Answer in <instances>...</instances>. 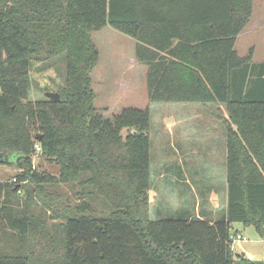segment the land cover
<instances>
[{
  "label": "trees",
  "instance_id": "trees-1",
  "mask_svg": "<svg viewBox=\"0 0 264 264\" xmlns=\"http://www.w3.org/2000/svg\"><path fill=\"white\" fill-rule=\"evenodd\" d=\"M251 12L252 0H0V163L10 155L20 169L0 182V224L15 235L0 264H264L230 249L233 223L264 237V63L251 62L252 48L241 56L234 48ZM107 24L135 38L150 101L224 105L216 116L227 203L214 220L188 210L149 218V110L105 117L94 106L91 31ZM58 56L59 99H30L32 62ZM37 147L59 181L78 188L73 205L51 208L64 219L62 250L53 237L35 251L37 221L12 195L54 182L32 165Z\"/></svg>",
  "mask_w": 264,
  "mask_h": 264
},
{
  "label": "rangeland",
  "instance_id": "rangeland-1",
  "mask_svg": "<svg viewBox=\"0 0 264 264\" xmlns=\"http://www.w3.org/2000/svg\"><path fill=\"white\" fill-rule=\"evenodd\" d=\"M252 3L254 12L259 15L264 0H252ZM246 29L244 27L237 36L235 43L237 52L244 54L251 45L258 43L259 54H263L264 44L259 43L256 38L253 41L246 34ZM91 38L99 57L90 72L91 87L95 94L94 106L99 113L111 117L128 106L149 110L150 123L147 134L152 182V189L149 191V218L172 216L179 210L183 212L189 207L194 208L198 197L209 200L210 203L216 200L218 210L224 209L227 202V194L224 190V156L214 153L186 155L178 143L176 146L177 138L174 139L175 134L182 140L185 138L184 133L188 136L198 134L194 127L206 129L216 127V124H210L208 121V123L199 122L197 118L224 115V105L150 101L146 87V66L135 56V38L109 24L91 31ZM64 75L65 61L60 56L45 61H33L29 72L28 97L36 99L44 95L45 91L57 92V88L63 84ZM173 121L177 122L176 126H172ZM130 129L134 130L132 127ZM127 130L128 128H123L122 134ZM201 133L205 134L203 136L205 138L208 135L205 129H202ZM209 134L215 135L216 131L212 130ZM9 160L11 162L0 163V182L14 180L15 174L20 170L10 155ZM32 165L34 169L54 177V182L40 184V187L28 183L29 192L22 189L15 194L11 193L16 201L15 207L18 212H27L37 221L38 234L32 240L36 252L41 250L45 252L53 237L57 239L54 241L53 250H62L60 223L64 219L63 216L55 214L51 208H61L64 203L73 205L79 198L74 192L78 188L59 181L58 165L44 156L41 150L35 149L32 154ZM180 165L184 167L182 172L178 168ZM184 176L187 183L184 181ZM2 197L3 193L0 195V200ZM94 205L100 209L99 202H95ZM235 229L248 240L234 241L232 243L234 252L249 253L254 260L264 262V237L252 226L233 223L230 234H233ZM46 232L51 234L50 239ZM14 236L0 224V251H13Z\"/></svg>",
  "mask_w": 264,
  "mask_h": 264
},
{
  "label": "crops",
  "instance_id": "crops-1",
  "mask_svg": "<svg viewBox=\"0 0 264 264\" xmlns=\"http://www.w3.org/2000/svg\"><path fill=\"white\" fill-rule=\"evenodd\" d=\"M259 12H260L259 15H256V13L253 10V5H252L251 18L249 19L248 23L245 25V28H247L246 34L249 37H251V39L253 41L256 38L259 43L264 44V6L262 7V9ZM235 43H236V41H235ZM257 45H258V43L253 44L249 47V48H252V50H253L251 62L255 63V64L264 63V53L261 55L259 54V51L257 49ZM234 48H235V45H234ZM249 48H248V50H249ZM236 52H237V50H236ZM237 53L240 56L245 55V53L244 54L239 53V52H237ZM197 120H200L199 122H203V123L209 122L210 124H214V125L216 124L219 127L216 126L217 129H215L216 127H212L211 129H206L203 127L202 128H195L194 127V129L197 130L198 134H195L193 136H190V135L188 136L187 133H184V135H185L184 140H182V138L179 137V135L173 134L175 137L174 139L177 138L176 139L177 140L176 146L178 143V145L184 150V153L186 155H189V156L206 155V154H211V153H214L215 155H219V156H224L223 162L225 163V173H226L227 145H226L225 131H224L223 125L221 123V120L216 115L197 118ZM173 122H171V123H173L172 126H176L177 122L176 121H173ZM202 129H205L206 134H208L206 138L203 137L205 134L201 133ZM186 130L188 131V128ZM212 130L216 131L215 135L209 134V132ZM177 131L178 130H176V132ZM176 132L174 131V133H176ZM180 140H182V141H180ZM208 142H210V144ZM207 150H210V151H207ZM178 168H179L180 172L184 171L183 166L180 165V166H178ZM184 181L187 183V181L185 180V176H184ZM226 188H227V184H226V178H225L224 190H225V193L227 194ZM151 189H152V182H151V187L148 190V197H149V191ZM149 199H150V197H149ZM149 203H150V201H149ZM201 206H202V208H201ZM225 209H226V206L224 207V209L218 210V205L216 204V200H212L210 203L209 200H204V199L198 197V200L195 201L194 208L189 207V209H187V210L191 215L199 216L201 218H207L209 220H214L219 215H222V213L225 212Z\"/></svg>",
  "mask_w": 264,
  "mask_h": 264
},
{
  "label": "built area",
  "instance_id": "built-area-1",
  "mask_svg": "<svg viewBox=\"0 0 264 264\" xmlns=\"http://www.w3.org/2000/svg\"><path fill=\"white\" fill-rule=\"evenodd\" d=\"M37 150H39V147L36 148ZM248 239L243 236L242 234H240L238 231H235L233 234H230V249L234 252V249L232 247V243L234 241H237V242H244V241H247ZM245 256L248 258V259H254L253 256L251 254H246L244 253Z\"/></svg>",
  "mask_w": 264,
  "mask_h": 264
},
{
  "label": "water",
  "instance_id": "water-1",
  "mask_svg": "<svg viewBox=\"0 0 264 264\" xmlns=\"http://www.w3.org/2000/svg\"><path fill=\"white\" fill-rule=\"evenodd\" d=\"M44 95L49 97L52 100H58L59 99L58 92L45 91ZM36 137L39 139L40 138V134H37Z\"/></svg>",
  "mask_w": 264,
  "mask_h": 264
}]
</instances>
